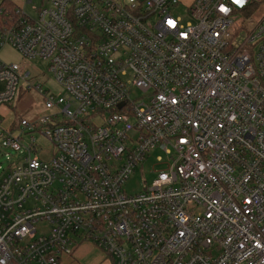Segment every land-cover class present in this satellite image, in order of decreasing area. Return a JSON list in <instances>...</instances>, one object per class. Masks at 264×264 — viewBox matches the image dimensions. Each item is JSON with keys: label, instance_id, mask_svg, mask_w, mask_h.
Here are the masks:
<instances>
[{"label": "built area", "instance_id": "obj_1", "mask_svg": "<svg viewBox=\"0 0 264 264\" xmlns=\"http://www.w3.org/2000/svg\"><path fill=\"white\" fill-rule=\"evenodd\" d=\"M179 4L48 0L0 31L64 91L0 62V110L19 83L45 110L0 113V148L22 152L0 177V264H59L82 242L113 264H264V0ZM156 152L150 185L123 191Z\"/></svg>", "mask_w": 264, "mask_h": 264}, {"label": "rangeland", "instance_id": "obj_2", "mask_svg": "<svg viewBox=\"0 0 264 264\" xmlns=\"http://www.w3.org/2000/svg\"><path fill=\"white\" fill-rule=\"evenodd\" d=\"M14 3L15 6L27 17L34 18L36 16V10L47 4L48 0H9ZM186 4L180 2L177 9L173 11L174 14L184 16V8ZM264 14V6H259L257 13L254 14L253 18H259ZM0 62L4 64H15L18 65L24 72H30L31 75H35L36 78L31 80V84L39 85L40 88L44 91H47L49 94L54 97L62 95L64 93L62 87L57 84L48 73V65L46 62L39 59H26L19 52L13 49L9 45H5L0 48ZM26 85L19 83L18 92L15 96L14 101L9 105L11 109L15 112V117L13 116V121L16 118H24L27 120L34 119L39 115L45 113L43 107V97L35 91L33 88L30 90H25ZM135 90L131 92L132 98H137ZM12 121V122H13ZM0 133H2V128L0 127ZM34 140L37 145V150L35 156L42 158L44 160L49 158V153L51 151V145L48 143L43 136L39 133L34 135ZM23 142L27 145L28 139L23 136ZM21 153H15L9 150H3L0 148V177L3 170L9 168L10 165L16 164L21 159ZM164 155L156 152L149 164H146L142 169L138 168L135 172L129 177L123 186V191L127 194H137L143 192L150 183L155 178V173H151V166L155 162V158L164 159ZM87 243V242H86ZM90 244V243H88ZM87 254L82 257L80 260H85ZM66 258L65 256L61 257V261ZM106 262L111 264V257L106 255Z\"/></svg>", "mask_w": 264, "mask_h": 264}, {"label": "crops", "instance_id": "obj_3", "mask_svg": "<svg viewBox=\"0 0 264 264\" xmlns=\"http://www.w3.org/2000/svg\"><path fill=\"white\" fill-rule=\"evenodd\" d=\"M1 1L2 0H0V2ZM178 1L183 2L187 6L191 4L193 0H178ZM0 113L4 120L3 121L4 126H7L11 123H15L17 120H19V118H16L13 121V116L15 117V112L11 108L3 107L1 108ZM14 125L15 124H13L11 128H13ZM86 254L89 257L85 258V260H80ZM106 255L107 254L95 248L92 244H88V242L87 243L82 242L76 246L74 253L70 257L64 258L63 261L60 260L59 264H108L105 258ZM111 264H113L112 259H111Z\"/></svg>", "mask_w": 264, "mask_h": 264}, {"label": "trees", "instance_id": "obj_4", "mask_svg": "<svg viewBox=\"0 0 264 264\" xmlns=\"http://www.w3.org/2000/svg\"><path fill=\"white\" fill-rule=\"evenodd\" d=\"M18 8L9 0L0 2V31L16 22L19 17Z\"/></svg>", "mask_w": 264, "mask_h": 264}, {"label": "snow or ice", "instance_id": "obj_5", "mask_svg": "<svg viewBox=\"0 0 264 264\" xmlns=\"http://www.w3.org/2000/svg\"><path fill=\"white\" fill-rule=\"evenodd\" d=\"M171 23V22H170Z\"/></svg>", "mask_w": 264, "mask_h": 264}]
</instances>
